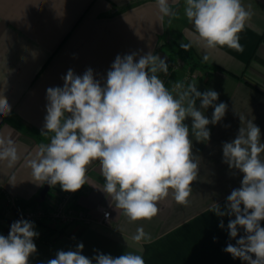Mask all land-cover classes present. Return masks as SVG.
<instances>
[{
	"label": "crops",
	"instance_id": "crops-1",
	"mask_svg": "<svg viewBox=\"0 0 264 264\" xmlns=\"http://www.w3.org/2000/svg\"><path fill=\"white\" fill-rule=\"evenodd\" d=\"M241 3L251 18L239 33L244 51L237 52L227 46L205 47L182 10L183 0H169L170 7L177 8L173 17L159 12L157 0H0V96H6L11 106L9 115H0V139H11L18 154L12 167L0 161V235L17 214V209L13 213L6 209L2 193L17 205L35 202L20 213L22 216L29 209L45 213L39 222H33L39 235L33 238L37 251L29 264H47L58 251L76 250L80 243L84 245L81 254L88 258L98 252L113 257L133 252L141 255L145 264H246L223 251L228 243L235 244L227 230L230 218L211 211L215 203L223 208L242 180L241 173L234 174L223 162V143L235 139L249 120L260 128L264 142V0ZM165 42L176 45L184 57L207 65L203 69L191 66L199 73L190 80H185L188 69L172 65L167 75L158 73L165 86L171 91L175 82L194 83L200 92L215 90L219 93L217 103L228 105L224 119L208 125L210 140L197 142L190 132L199 173L189 203L177 204L170 190L168 197L158 202L157 216L131 221L103 192L101 166L93 161L87 168L86 184L74 192L70 205L90 218L99 216L98 207L107 208L108 225L52 219L50 215L65 191L59 184L50 185L42 195L45 183L36 181L29 167L52 134H41L47 89L63 87L69 69L83 75L91 68L96 78L102 79L117 55L151 52L168 64V50L162 47ZM181 44L191 47L185 51ZM211 64L223 69H213ZM202 111L211 119L214 109ZM185 123L190 126L191 120ZM138 228L148 236L140 243L132 240ZM239 234H244L243 229Z\"/></svg>",
	"mask_w": 264,
	"mask_h": 264
},
{
	"label": "clouds",
	"instance_id": "clouds-1",
	"mask_svg": "<svg viewBox=\"0 0 264 264\" xmlns=\"http://www.w3.org/2000/svg\"><path fill=\"white\" fill-rule=\"evenodd\" d=\"M157 5L163 16L177 15L169 0H157ZM184 14L205 47L244 51L239 33L251 12L241 0H185ZM181 47L187 51L191 45ZM158 73L167 75L168 65L151 52L117 55L102 79L91 68L83 75L69 69L63 87L47 89L41 134L52 135L50 143L40 146L38 159L29 161L33 178L76 192L86 184L88 166L99 161L103 192L131 221L157 216L158 202L170 190L177 204L187 205L199 173L190 132L197 142L210 140L208 125L220 123L228 105L217 103L215 90L200 92L194 83L175 82L170 91ZM209 107L214 109L211 119L202 111ZM10 113L7 97L0 96V115ZM188 119L190 126L185 123ZM222 152L228 168L242 174L240 187L227 196L226 205L222 208L215 203L211 209L219 217L230 218L227 230L235 244L228 243L223 251L246 264H264V142L260 128L249 120L235 139L223 143ZM17 159L14 142L0 139V161L12 167ZM219 227H225L223 220ZM38 235L33 222H13L9 234L0 235V264H29L37 251L33 238ZM146 239L143 228L132 237L136 243ZM83 248L80 243L76 250H60L47 264H145L133 252L118 257L98 252L88 258L81 254Z\"/></svg>",
	"mask_w": 264,
	"mask_h": 264
},
{
	"label": "built area",
	"instance_id": "built-area-1",
	"mask_svg": "<svg viewBox=\"0 0 264 264\" xmlns=\"http://www.w3.org/2000/svg\"><path fill=\"white\" fill-rule=\"evenodd\" d=\"M180 62H177V64L173 65V68H177L180 66ZM198 75L195 73H189L185 77V80H190L191 78H197ZM74 192H67L65 191L62 197L59 199L58 205L51 213L50 217L54 220H61L66 223H88L91 221H96L99 224L102 225H108L109 219H110V211L105 207H98V217L96 218H90L88 215L81 211H75L71 207V201L73 197ZM3 196V202L8 211L14 212L15 209H17L18 205L17 202L11 198L9 195L2 193ZM45 216L44 211H38L35 212L34 210H27L24 212V218L31 221V222H39L41 218Z\"/></svg>",
	"mask_w": 264,
	"mask_h": 264
},
{
	"label": "trees",
	"instance_id": "trees-1",
	"mask_svg": "<svg viewBox=\"0 0 264 264\" xmlns=\"http://www.w3.org/2000/svg\"><path fill=\"white\" fill-rule=\"evenodd\" d=\"M162 47H165L168 50V59H169V63L168 68H171V66L179 59H181L183 56L181 54V52L179 51L178 47L176 45H174L173 43H164L162 44ZM188 64H190L192 67L197 68V69H203L206 68L207 65L204 64L201 60H194L191 58H187ZM211 68L215 69L217 67L223 69L220 66L211 64L210 65ZM181 83H183L185 86H187V82L182 80ZM35 202H27V203H20L17 207V214H15V217H18L20 219H23V217L21 216L20 213H22L26 208L32 206Z\"/></svg>",
	"mask_w": 264,
	"mask_h": 264
},
{
	"label": "rangeland",
	"instance_id": "rangeland-1",
	"mask_svg": "<svg viewBox=\"0 0 264 264\" xmlns=\"http://www.w3.org/2000/svg\"><path fill=\"white\" fill-rule=\"evenodd\" d=\"M183 8H182V10H184V8H185V0H183ZM172 10L175 12L176 10H177V8H172ZM184 12V11H183ZM166 43H169V42H166ZM183 56V55H182ZM177 62H180L181 64H180V66L178 67L179 69H184L185 71H186V69H188L187 71H186V73L187 74H189V73H195V74H197L198 75V70H195V69H193L192 67H191V65L190 64H188V61H187V57H182L181 59H179V60H177L173 65H175V64H177ZM177 68V69H178ZM160 76V75H159ZM51 135L52 134H48V141H49V143H50V137H51ZM13 213V212H12ZM23 219H25L24 218V213H23ZM17 217H15V216H13L12 217V220L11 221H9L8 222V224H7V227H6V229L4 230V232H2V234L1 235H4V236H7L8 234L6 233L7 231H8V229H9V227H10V223L12 222V221H14L15 219H16Z\"/></svg>",
	"mask_w": 264,
	"mask_h": 264
},
{
	"label": "water",
	"instance_id": "water-1",
	"mask_svg": "<svg viewBox=\"0 0 264 264\" xmlns=\"http://www.w3.org/2000/svg\"><path fill=\"white\" fill-rule=\"evenodd\" d=\"M49 188H50V185H49L48 183H45L44 189H43V191H42V195L45 194V193L49 190ZM18 220H20V218H16L14 221H12V222L10 223V225H11L13 222L18 221ZM9 231H10V227H9V229H8V231H7L6 233L8 234Z\"/></svg>",
	"mask_w": 264,
	"mask_h": 264
}]
</instances>
